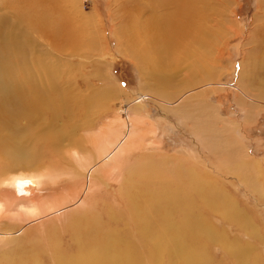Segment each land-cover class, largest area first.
I'll return each instance as SVG.
<instances>
[{
  "label": "bare ground",
  "instance_id": "6f19581e",
  "mask_svg": "<svg viewBox=\"0 0 264 264\" xmlns=\"http://www.w3.org/2000/svg\"><path fill=\"white\" fill-rule=\"evenodd\" d=\"M9 1L0 3V7L14 10L15 19L13 23L6 16L0 19V245L14 247L1 254L0 264H163V260L166 264L168 261L207 264L204 243L214 238L215 233L199 209L211 210L232 223L237 210L231 201L206 176L181 169L167 159L142 156L135 162L125 160L144 143H155L146 138L150 132L146 129L148 122L140 115L119 129H115L118 125L107 129L103 140L95 144V157L85 153L86 141L78 134L82 128H90L91 120H83L85 117L81 118L79 110L85 115L96 109L99 114L100 106L104 107L103 102L113 97L116 90L90 89V94L83 96L75 89L72 76L62 74L48 55L34 57V42L26 29L47 39L57 49L66 47L65 38L73 39L76 32L73 24L60 16L63 0H27L22 5L18 0ZM117 1L119 30L127 53L138 62L144 76L152 80L154 87L150 88L158 90L161 97H170L172 94L166 90L172 83V73L181 62L196 58L212 42L209 23L217 17L223 20V9L229 0ZM230 6L225 11L230 12ZM261 6L264 10V0ZM160 8L165 13L158 16ZM81 17L93 26L98 22L92 15ZM257 32L254 51L245 58L240 79L246 84H252L262 74L259 72H264V25ZM190 67L196 72L205 70L198 62ZM206 74L203 79H210L212 72ZM259 81L264 87V77ZM238 89L245 96L240 86ZM202 104L206 103L199 105ZM181 109L178 112H183ZM203 115L202 119L206 117ZM214 128L205 135L207 138L213 139L214 131L223 137L228 132ZM228 145L235 152L232 156L239 159L242 154L238 146L231 139ZM211 146L214 152L222 154L218 142ZM240 161V165L230 167L234 174H241L242 169L248 174L260 167L247 156ZM51 166L61 169L57 178L63 175L70 176V180L89 178L84 191L69 195L70 205H66L69 209L75 207L66 226L71 246L64 249L60 239L52 235L48 253L38 247L25 250L23 240L13 232L14 224L27 225L49 213H58L57 202L40 199L46 178L56 182V177L49 173ZM94 176L100 177V188L109 189L112 182L119 184L115 200L125 213L119 214L107 203L102 204L100 212L87 208L83 193L91 187L90 179ZM122 222L123 228L116 226L123 225Z\"/></svg>",
  "mask_w": 264,
  "mask_h": 264
},
{
  "label": "rangeland",
  "instance_id": "374dc122",
  "mask_svg": "<svg viewBox=\"0 0 264 264\" xmlns=\"http://www.w3.org/2000/svg\"><path fill=\"white\" fill-rule=\"evenodd\" d=\"M18 1L22 5L27 0ZM62 3L63 13L60 16L67 17L73 24V31L81 35L73 32L75 35L73 34L72 40L64 39L68 43L66 47L57 49L47 39L26 29L34 42V57L48 55L51 63L59 70L61 68L62 74L72 76L75 89L83 96L89 95L90 89L97 91L112 87L116 90L113 97L103 102L104 107L100 106L99 114L95 109L93 112L96 111V114L87 111L91 116H85L83 110H79L81 118L85 117L83 120L90 118L89 122L92 123L96 119V124H92L94 126L91 127L89 123L90 128H82V132L78 134L86 141L85 153L95 157V144L103 140L107 129L117 125L115 129H119L130 123L135 115H140L148 122L146 129L150 132H147L146 138L155 143H144L140 150L133 151L125 160L135 162L142 156L167 159L181 169L194 170L201 176H206L211 185L217 186L237 210L235 220L231 223L211 210L204 212L202 208L199 209L207 222L213 225L215 233L214 238H209L204 243L207 264H264V87H261L259 81V78L264 77V72H259L262 74L254 78L253 85L240 80L245 58L255 48V34L264 25V10L261 8L263 0L227 2L223 9V20L217 17L209 23L208 30L213 39L206 48L200 50V58L197 54L196 58L181 62L172 73V83L166 90L172 94L170 97H161L158 90L150 88L154 87L152 80L144 76L138 62L127 53L119 30L121 25L116 8L120 3L117 0H63ZM229 6L230 12L225 11ZM0 8V19L9 18L13 23L14 10ZM163 13L165 10L160 8L158 16ZM84 14L94 16L98 22L94 26L90 25L81 17ZM194 62L204 66L203 73L192 70L190 66ZM210 72L211 78L203 79ZM156 74L161 75L158 71ZM63 80L60 84L62 86L65 84ZM193 80L201 81L194 83ZM238 85L244 90L245 96L240 93ZM180 108L190 118L189 115L187 117L183 112H178ZM191 113L197 114L192 116ZM202 115L206 117L202 119ZM92 117L95 119H91ZM59 125H63V121ZM214 126L228 131L227 134H223V137L214 131L211 133L213 139L207 138L205 135L211 128L214 130ZM230 139L238 146L242 154L239 157L241 161L233 157L235 152L228 145ZM217 142L223 149V155L214 152L211 146ZM243 155L260 167L248 174L243 169L241 174H234L230 167L242 162ZM59 172L62 171L58 166L50 167L52 177L59 175ZM97 172L100 173V169ZM70 179L67 175L56 177V182L46 178L40 192L42 201L57 202L58 213H49L46 218L34 221L35 223L14 224L13 232L23 240L25 250L38 247L47 252L52 235L60 239L64 249L70 248L71 241L66 231L67 217L75 207H67L70 205L69 197L76 191H84L89 178ZM90 185L83 193L89 210L100 212L102 204L107 203L117 209L119 214L125 213L124 208H119L115 200L119 196L117 182H112L109 189L106 186L100 188V177L94 176L90 179ZM24 225L25 229L20 230ZM116 226L123 228L124 223ZM12 247L14 246L0 247V256ZM163 264H166L164 260Z\"/></svg>",
  "mask_w": 264,
  "mask_h": 264
}]
</instances>
